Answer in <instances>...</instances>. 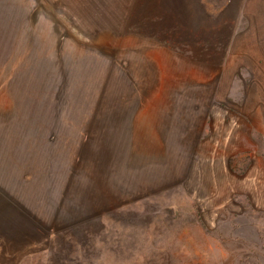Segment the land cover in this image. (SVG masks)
Returning <instances> with one entry per match:
<instances>
[{
    "label": "rangeland",
    "instance_id": "obj_1",
    "mask_svg": "<svg viewBox=\"0 0 264 264\" xmlns=\"http://www.w3.org/2000/svg\"><path fill=\"white\" fill-rule=\"evenodd\" d=\"M195 46L233 57L226 102L264 116V0H0V264H264L262 134L151 131Z\"/></svg>",
    "mask_w": 264,
    "mask_h": 264
},
{
    "label": "crops",
    "instance_id": "obj_2",
    "mask_svg": "<svg viewBox=\"0 0 264 264\" xmlns=\"http://www.w3.org/2000/svg\"><path fill=\"white\" fill-rule=\"evenodd\" d=\"M171 55L166 66L162 63L170 79L164 101L149 107L153 137L180 140L175 150H259L255 134L261 133L264 141V125L262 131L257 129L264 116L254 104L239 114L234 111L237 100L226 102L223 67L232 69L234 63L227 60L233 57L224 60L222 51L209 52L200 46ZM147 62L157 67L153 60ZM230 88L228 84L225 90ZM94 160L100 165L98 156Z\"/></svg>",
    "mask_w": 264,
    "mask_h": 264
}]
</instances>
